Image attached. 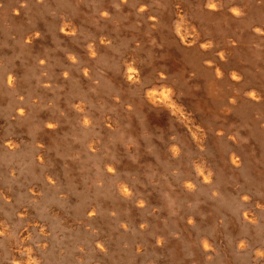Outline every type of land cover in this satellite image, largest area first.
I'll return each instance as SVG.
<instances>
[{"label": "rangeland", "instance_id": "obj_1", "mask_svg": "<svg viewBox=\"0 0 264 264\" xmlns=\"http://www.w3.org/2000/svg\"><path fill=\"white\" fill-rule=\"evenodd\" d=\"M260 131L264 0H0V264H264Z\"/></svg>", "mask_w": 264, "mask_h": 264}, {"label": "bare ground", "instance_id": "obj_2", "mask_svg": "<svg viewBox=\"0 0 264 264\" xmlns=\"http://www.w3.org/2000/svg\"><path fill=\"white\" fill-rule=\"evenodd\" d=\"M210 5V4H209ZM213 5L215 6L214 3L211 4V8H213ZM231 10V9H230ZM234 11L236 12L237 9L234 8ZM233 11V12H234ZM17 13V12H16ZM62 32L65 34H70L72 32V29L69 26H65L62 29ZM30 41V40H29ZM28 41V42H29ZM103 41V40H102ZM182 43H184L185 45H190L193 43V40L189 37H182L181 38ZM30 43V42H29ZM203 47L206 48V45H203ZM92 55V54H91ZM217 65V64H214ZM127 66V65H126ZM127 70V69H126ZM216 72L218 73V75H222V80H225L226 82H230V81H236L239 79L240 74L236 71H232L230 74H228L226 71H220V69L218 67L215 68ZM140 78V71L136 70L135 68L130 67L126 73V79L128 81H137ZM8 82L12 83L13 82V76L9 75L8 76ZM48 86V85H47ZM168 91L162 92L159 95H155L154 93H148V100L151 104H156L158 102H165L167 105H169L171 112L173 113V115L175 116V118H177L178 120H181L182 122L185 123V125L188 127V129L191 132L192 138L193 140L196 142L197 145L203 146L204 142H205V135L207 134L208 130H206V128H197L195 126H193L189 120V117H187L182 109L180 108L179 105L175 104L174 101H172L169 97V94L167 93ZM259 97V93L257 90H250L249 93H247L246 96H242L240 97L241 100H238V106L236 105V103L234 101H232V103H234L236 105L235 109L238 112L241 113H246L247 112V108L249 106V102L250 99L252 100H257ZM250 98V99H249ZM35 102V101H34ZM204 108H206L204 106ZM88 124V123H87ZM261 135H264V131H260ZM14 143L13 142H9L8 146L11 147L13 146ZM14 149V148H13ZM170 151L172 152L173 155H176L179 152V147L177 145H173L170 149ZM229 157H230V161L232 162V164L236 165L238 163V156L235 153H229ZM40 160V158H39ZM198 171H199V175L201 177V179L205 182H208L211 178V174L209 170L204 169L203 167H201V165L197 164L196 165ZM110 169H112V167H110ZM185 186L188 188H191L193 186V184L191 182H185ZM119 189V188H118ZM34 190V188H33ZM35 191V190H34ZM120 192L123 195H127L129 193V188L127 186H122L120 187ZM120 193V194H121ZM143 205V204H142ZM261 208V207H260ZM263 208V207H262ZM24 209H21V211ZM244 218L246 219H250L251 215L248 213L244 212ZM91 217V215H90ZM125 225V224H124ZM126 227V226H125ZM25 231H21L20 235L24 236L25 235ZM1 235V234H0ZM25 237V236H24ZM24 237L22 240H24ZM202 246L205 250H208L212 247V243H211V239H209L208 237H205L201 240ZM244 244V243H243ZM138 251V250H137ZM12 259L14 261V263H20V264H32L33 263V257L31 254H28L25 257H21L19 254L18 250H14L13 254H12Z\"/></svg>", "mask_w": 264, "mask_h": 264}, {"label": "snow or ice", "instance_id": "obj_3", "mask_svg": "<svg viewBox=\"0 0 264 264\" xmlns=\"http://www.w3.org/2000/svg\"><path fill=\"white\" fill-rule=\"evenodd\" d=\"M213 7H214V5H213ZM237 15H239V13H237Z\"/></svg>", "mask_w": 264, "mask_h": 264}]
</instances>
